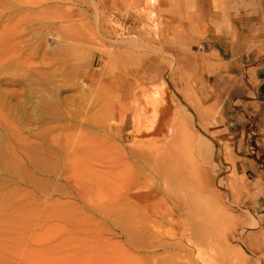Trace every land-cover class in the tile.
Here are the masks:
<instances>
[{"label": "rangeland", "instance_id": "374dc122", "mask_svg": "<svg viewBox=\"0 0 264 264\" xmlns=\"http://www.w3.org/2000/svg\"><path fill=\"white\" fill-rule=\"evenodd\" d=\"M263 73L264 0H0V264H264Z\"/></svg>", "mask_w": 264, "mask_h": 264}, {"label": "bare ground", "instance_id": "6f19581e", "mask_svg": "<svg viewBox=\"0 0 264 264\" xmlns=\"http://www.w3.org/2000/svg\"><path fill=\"white\" fill-rule=\"evenodd\" d=\"M149 1V3L150 4H154L157 0H148ZM153 97H154V95H153ZM146 100H145V104H146V106H151L152 107V116H151V118H147L146 116H145V114H144V112L142 111V110H138L136 113H137V115H136V118L134 119V123H135V127H136V129H137V131H141L142 129H144V130H146V131H151L152 129H153V127H154V124H155V117H156V113H157V103H156V101L154 100V99H150L149 97L148 98H145ZM157 99V98H156ZM157 104V105H156ZM151 115V114H150ZM157 118V117H156ZM174 119V118H173ZM173 121V120H172ZM171 123H173V122H171ZM176 125H178V124H176ZM178 127V126H177ZM171 128V127H170ZM135 197V196H134ZM134 197H132V200H134L135 198ZM139 196H137V198H138ZM136 200H138V199H136ZM8 216V215H7ZM7 216H6V218H7ZM9 217H10V214H9ZM8 219V218H7ZM2 220H4V219H2ZM9 220V219H8ZM12 220V219H11ZM10 221V220H9ZM8 221V222H9ZM3 223V222H2ZM5 223V222H4ZM5 227H6V225H5ZM9 229V228H8ZM203 254H204V252H203ZM203 254H199V257H200V259L202 260V262H203V264H215V262H214V260H213V258L212 257H210V256H208V255H206V253H205V255H203ZM213 256H215V255H213ZM88 257V256H87ZM86 258V257H85ZM89 259L90 258H92V257H88ZM100 259H101V257H99ZM110 258V257H109ZM89 259L87 260V261H89ZM96 259V258H95ZM102 259H104L103 257H102ZM198 259V258H197ZM83 260V259H82ZM81 260V263H83V261ZM122 260V259H121ZM125 260H127V259H125ZM134 260V259H133ZM200 260V261H201ZM90 261H92L93 263H94V261L93 260H90ZM112 259H108V258H106V259H104V261L102 260L101 261V264H111L112 263ZM122 261H124V260H122ZM199 261V262H200ZM91 262V264H93ZM84 263H85V261H84ZM100 263V260L99 259H97V263L96 264H99ZM118 263V261L116 262V264ZM123 263V262H122ZM88 264H90V263H88ZM119 264V263H118Z\"/></svg>", "mask_w": 264, "mask_h": 264}, {"label": "crops", "instance_id": "0c3cea01", "mask_svg": "<svg viewBox=\"0 0 264 264\" xmlns=\"http://www.w3.org/2000/svg\"><path fill=\"white\" fill-rule=\"evenodd\" d=\"M263 75H264V73H263ZM261 87H262V89H264V77H263V81H262V84H261ZM241 131H242V129H241ZM252 134L255 136V140L257 141L258 140V138H257V134H256V132H254V131H252ZM257 160L259 161V160H261L260 159V156H259V154H260V151H257ZM261 156H263V153H261ZM264 163V161H260V162H258V165H262ZM255 164H257V162H255Z\"/></svg>", "mask_w": 264, "mask_h": 264}]
</instances>
